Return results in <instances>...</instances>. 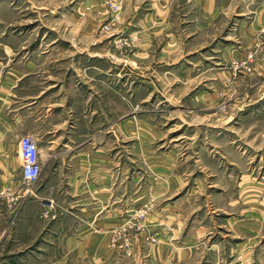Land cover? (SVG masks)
Wrapping results in <instances>:
<instances>
[{
	"label": "rangeland",
	"instance_id": "374dc122",
	"mask_svg": "<svg viewBox=\"0 0 264 264\" xmlns=\"http://www.w3.org/2000/svg\"><path fill=\"white\" fill-rule=\"evenodd\" d=\"M263 20L264 0H0V73L69 74L111 158L107 183L44 174V238L0 261H50L55 221L109 234L75 264H264Z\"/></svg>",
	"mask_w": 264,
	"mask_h": 264
},
{
	"label": "crops",
	"instance_id": "0c3cea01",
	"mask_svg": "<svg viewBox=\"0 0 264 264\" xmlns=\"http://www.w3.org/2000/svg\"><path fill=\"white\" fill-rule=\"evenodd\" d=\"M263 22L264 20L260 28L263 27ZM100 74L93 73L95 78L90 86L96 89L101 87L102 91L108 86L101 81ZM113 74L118 76L121 73H111V79ZM102 75L103 78L107 77L104 73ZM117 81L118 77L113 85L115 94L118 92ZM71 87L73 85L67 73H0V254H15L23 250L27 252V248L39 237V233L44 234L43 223L41 226L32 225L33 207L36 204L34 196L37 191L34 185L41 191L51 186L50 178H44V174H62L66 178V184L71 183L72 175H90L89 178L100 175L101 181V175H105L107 183L109 159L111 160L107 140L97 141L99 144H95L91 135L94 120L86 112L85 101H76V92ZM96 108L101 109L98 105ZM98 120L101 124V115L95 118L96 126ZM25 134L34 138L37 158L41 163V170L34 184L25 181L21 171L18 140ZM120 163L116 169L123 170L124 162ZM118 183L121 180L116 182ZM86 184L93 188L91 182ZM102 217L99 220L105 223L106 215ZM113 217L118 221V211H114ZM166 221L168 220L164 222ZM60 229L55 226V221L45 228V240L48 239V243L39 246L38 252L51 255V260L42 261L41 264H75L77 255L107 253L109 234L105 230L106 233L100 231L105 233L103 235H94L88 227L79 226L77 236L71 225L63 227L62 231ZM28 230L32 232L25 235ZM42 235L40 238H44ZM93 237L100 246L92 245ZM188 250L187 242L179 247L180 252ZM250 255H253L252 249ZM241 258L244 259H241L240 264L245 263V256ZM109 260L111 258L101 257L100 264H109ZM0 264L21 263L5 259Z\"/></svg>",
	"mask_w": 264,
	"mask_h": 264
},
{
	"label": "built area",
	"instance_id": "2783aa9c",
	"mask_svg": "<svg viewBox=\"0 0 264 264\" xmlns=\"http://www.w3.org/2000/svg\"><path fill=\"white\" fill-rule=\"evenodd\" d=\"M18 150L22 160V176L25 181L34 182L41 170L34 138L29 134L21 136L18 140Z\"/></svg>",
	"mask_w": 264,
	"mask_h": 264
}]
</instances>
